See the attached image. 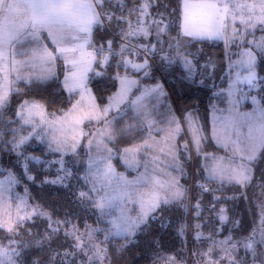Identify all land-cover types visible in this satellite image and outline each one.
<instances>
[{
    "label": "snow or ice",
    "instance_id": "snow-or-ice-1",
    "mask_svg": "<svg viewBox=\"0 0 264 264\" xmlns=\"http://www.w3.org/2000/svg\"><path fill=\"white\" fill-rule=\"evenodd\" d=\"M153 7L157 9L155 13L150 11ZM160 7L159 0H137L131 8L125 7L124 0H116L115 7L113 0H0V123H8L3 120V112L7 111L11 94L20 93V89L13 86L20 80L31 84L55 77V62L59 59H62L66 66L64 87L69 92L80 90L83 93L87 90L85 83L87 74L94 71L92 67L94 62L100 63L97 54L102 57L104 63H108L109 56L116 54L112 40L99 45L93 52L87 51V48L92 47L91 36L95 26L106 29L115 24L121 40L126 42L121 44L119 51L121 56L119 63L124 64L125 67L131 63L134 69L144 70L145 75H148V70L153 68L156 56L160 58L156 70H166L173 63L182 61L183 67L187 69L185 81L196 76L195 70L199 67L197 54L188 50V44L191 41L223 39L226 45L230 44L240 50V63L246 65V74L242 76L237 74V83L242 82L249 89L256 87L257 56L264 58V0H180L177 8L171 12L166 5L163 6L164 11H159ZM172 16L176 17L175 22L179 26L176 37L169 34L172 21L168 18ZM257 32L261 33L259 38L256 36ZM149 36H154L155 44L151 41L140 44L131 42L134 37L147 39ZM180 37L185 39L181 40ZM49 40L54 45L53 48H49L45 43ZM162 44H167L169 50H166ZM24 45H31V47L19 51L18 49ZM256 49L259 51L257 52ZM106 50L108 55H104ZM125 52L129 55L135 53L142 58L143 62L125 60ZM18 55L24 59L17 60ZM26 68L30 71L24 75ZM96 74L100 75V73ZM134 83L136 81L128 80L127 77L121 78L124 92ZM149 91L165 95L163 85L160 83ZM238 91L239 97L235 100L231 99L234 95L231 88L227 93L230 98L229 115L215 116V112L222 110L213 105L211 137L204 135V126L191 111H186L182 117L173 115L166 121V128H157V135L164 133L159 140L151 135L155 123H148V138L132 148L123 150L124 162L129 166L135 165L139 168L140 161L136 157L141 154L144 156L145 170L133 180H127L115 173L111 162L112 149L102 143L105 139L111 142L112 133L106 132L101 137V141L97 142L99 159L90 158L89 161L86 179L91 181L92 187L88 191L78 190L72 195L78 203L85 206L91 205L99 210L101 215H111V209L128 202L138 204L139 210L137 211L136 207L132 208V211L137 213L133 217L125 215L124 208L120 207V215L113 217L109 221L111 227L104 230L89 229L86 225L83 233H80L75 226L72 231H64V235L72 236L75 242L73 251H66L64 255L67 257L80 253L84 257L82 264H103L105 260L110 261L107 245L111 236L123 235L126 243H131L138 232L150 230L154 222H158L161 229L166 228L168 217L165 213L169 212L174 205L182 204L188 191L180 184V178L172 175L167 169L178 170L182 176L184 169L180 163L181 157L191 159L193 151L197 156H203L205 161L211 160L210 165L208 163L203 165V171L207 173L205 179L208 182L216 180L221 186L227 183L247 189L254 183L256 174L259 172L262 182L259 185L261 198L258 200V207L261 225H264V104L261 103L264 101V96H261V100L251 96L252 103L256 107L251 112H239L236 111L237 105L250 93ZM75 108L76 105H73V109ZM95 108L96 106H93L92 110L74 116V125L79 126L85 120L99 121L101 116L104 117L105 124L112 123L107 119L109 108L106 107L99 113L95 111ZM16 115L24 124L32 125L33 133L36 128H41V133L50 131L52 135L49 148L52 151L61 152L66 147L75 151V137L69 144L63 132L60 136L56 135L57 131H60L68 122L69 113H65L62 117H55L54 114H46L43 105L23 100ZM47 115H53V119H47ZM43 125L48 127L45 129ZM57 125L60 127L58 128ZM127 130L131 131L132 126H128ZM11 131L13 132V148H19L28 137L17 139L16 129ZM184 134L188 136V139L183 140L181 144L178 138H182ZM208 139L215 140L225 150V155L218 156L215 153L205 152L203 144ZM53 144L55 147L52 146ZM60 164V171L64 174L58 175L55 180L44 181L45 183H63L68 176L72 175L67 170L63 159L60 160ZM149 165L152 166V175H149ZM25 167L28 171L27 166ZM28 179L33 177L29 176ZM8 182L9 184L16 182L11 173ZM98 182L110 188L111 191H105V194L101 196L99 193L104 191V187L97 189ZM4 184L5 181H0V231L6 233L8 244L5 245L0 241V264H20L21 252L13 245L19 243L14 237L20 234L23 224L36 216L47 215L48 228L43 234H36L39 239L35 243L41 247L47 244L51 248L53 240L58 239V233L63 230L60 225L66 228L70 221L57 219L53 222L51 214L38 211L40 205L30 206L26 200L19 197L13 216V205L5 198ZM198 186L201 194L209 191L205 183H199ZM240 195L247 198L246 191H242ZM213 199L218 200L219 197L214 196ZM200 205V199H197L193 205L197 209V217L200 215ZM218 215L222 223L227 221L226 209L221 208ZM186 227L182 225L179 231L184 232ZM195 227L199 229L200 225L197 224ZM100 231H103L105 235L104 239L97 243L95 235ZM201 235L202 233L197 231V239ZM85 236L87 240L84 239ZM208 239L211 243L206 250L193 253L198 257L195 264H223L225 259L228 264H264V228L253 229L252 233L241 241L233 242L231 236L217 241L211 234ZM120 247L123 249L125 245ZM217 248L224 253L219 259L215 258ZM240 249H243L244 256L238 254ZM157 260L161 261V264H182L175 255L157 257Z\"/></svg>",
    "mask_w": 264,
    "mask_h": 264
},
{
    "label": "trees",
    "instance_id": "trees-1",
    "mask_svg": "<svg viewBox=\"0 0 264 264\" xmlns=\"http://www.w3.org/2000/svg\"><path fill=\"white\" fill-rule=\"evenodd\" d=\"M179 2L180 0H159L161 5L159 11L162 9L164 11L163 6L166 5L168 11L171 12L177 8ZM113 5L115 7L116 3L113 2ZM119 14V11H117V15ZM168 19L172 21L169 34L171 36L175 33L178 34L179 26L175 22L176 17L172 16ZM109 39L108 34L99 31L98 26H95L92 33V45L103 44ZM135 42L137 43L136 38ZM151 42L156 43L155 38H152ZM162 46L169 50L167 44H162ZM188 50L196 53V59L199 61L197 75L192 77L191 80L185 81L186 70L181 62L173 63L166 70H156L160 63L159 56L155 57V63L152 70H148L150 73L146 80L151 82L159 79L163 83L164 100L158 101L159 104H155L153 108L157 105L159 108L166 107L167 103L165 101L170 99L172 106L175 105L180 112L189 110L201 118L205 134L208 136L210 131L209 117L213 105L222 111L227 109L228 103L225 92L227 80L226 77L221 78L223 76L221 73L227 65L226 50L223 42L217 39L191 41L188 44ZM132 55L136 54L132 53ZM98 59L100 63L94 62V71L90 72L88 83L92 87L99 104L105 103L108 96L116 89L115 74L117 71L122 70V72H125L127 70L129 75L134 76L143 72L125 68L121 63H116L114 56H109L108 63L104 65L101 63L99 54ZM256 69L258 80L253 92L261 100V96H264V58L257 56ZM96 73H100V75ZM62 75V72H58L53 78L31 84H28L27 81H18L15 88L20 89V93L13 92L11 94L7 111L3 112V120L8 121V123H0V176L11 172L15 177L16 189L27 192L35 205L41 206L38 209L39 211L51 214L53 222L57 219L61 221L68 219L70 221L66 228L64 225H60L63 230L58 233V239L53 240L51 248L47 244L41 247L35 243L39 239L36 234H43L48 228L49 219L47 215L36 216L23 224L20 234L14 237L19 243L13 245L21 252L20 264H82L84 260L82 254L77 253L74 256L67 257L64 255L66 251H73L75 243L72 236L66 237L64 235V231H72L73 226H75L80 233H83L86 225L89 229L99 228L104 230L109 228L108 221L96 209L91 205L85 206L75 200L72 193L77 191L73 178L58 184L44 182L55 180L59 174L56 162H53L54 164L50 166L47 165V161L49 162L50 159L56 157L55 153L48 152L47 148L38 144L35 138H31L21 145L19 150L13 148L14 141L11 129H16V136L30 129L29 126L23 125L16 115L23 100L38 101L51 113L61 111L70 105L69 96L62 83ZM261 103L264 104V101H261ZM251 106L252 103L246 100L241 103L240 108L249 109ZM166 110L164 108V112L159 113L160 118L167 115ZM137 117L142 119L138 115L133 116L130 112H124L115 118L116 138L113 145L123 147L136 141L134 138L129 137L130 133L124 131V128L123 131L120 130V127L134 121V119H138ZM125 119H128V121ZM13 120L18 122L12 123ZM203 147L205 150L215 149L220 151L221 149V147L211 142L204 143ZM31 154L40 156L42 159L40 161L29 160L27 156ZM115 163L119 169L124 168L117 160H115ZM184 165L186 175L182 178L188 189L186 196L190 197L192 204L197 199L201 200L199 217H194L195 208L193 206L190 212L187 211L184 214L176 204L169 212L165 213L168 217V226L164 229L160 228L158 222H154L150 230L138 232L132 238L131 243H126L124 236H111L107 245L110 261L105 260L103 264H156L161 263L157 260V257L181 255L179 251L187 248V241L190 242V247L193 245L194 218L206 220L201 228L208 235L231 236L234 241H241L244 237L250 235L253 229L264 228V225H261L260 209L258 207V200L261 198L259 185L262 182L259 172H257L256 179L251 186L247 189H241L234 184L225 183L221 186L216 180L206 181V176L198 163L195 152L191 159L185 160ZM25 166H27L28 171H26ZM29 176L33 179H28ZM199 183H205L209 191L201 194ZM242 191H246V199L240 195ZM214 196L219 197V199L214 200ZM221 208L226 209L228 217L227 221L223 223L218 215ZM184 218L188 225L183 237L179 229ZM237 221L238 224L235 223ZM55 226L53 223V227ZM104 235L103 231L96 233L95 241L97 243L102 241ZM258 238L259 232L257 233ZM84 239L87 240V236ZM0 241L4 244L8 242L4 231H0ZM121 245H125V247L121 249Z\"/></svg>",
    "mask_w": 264,
    "mask_h": 264
},
{
    "label": "rangeland",
    "instance_id": "rangeland-1",
    "mask_svg": "<svg viewBox=\"0 0 264 264\" xmlns=\"http://www.w3.org/2000/svg\"><path fill=\"white\" fill-rule=\"evenodd\" d=\"M113 2H116V0H113ZM45 35H46V33H45ZM260 35H261V33H259V32L256 33L257 38H259ZM176 36H177L176 33L174 35H172V37H176ZM91 39H92V36H91ZM180 39L184 40L185 38L180 37ZM249 39H251V37H249ZM217 40H221L223 42L225 50H226L227 65L224 68L223 72L221 73V75H223V76H221V78L226 77V80H227L226 90H225L226 95H227L230 88L232 89V91L234 93V95L231 97V99H234V100L239 97V91L238 90H242L244 93H250V95H248L247 98L240 100V103L236 107V111L251 112L253 110V108L256 107V105H253V103H252L251 96L257 97V95L255 94V92H253L254 87L249 89L244 83H242V82L237 83V74H240L241 76L246 74V65H242L240 63V60H241L240 50L231 46L230 44L226 45V43L223 39H217ZM149 41H151L150 36L147 39L140 37V41H138L137 43L138 44L148 43ZM45 43L48 44L49 48L54 47V45L51 44L50 40L45 41ZM29 47H31V45H24L23 47H20L18 50L24 51L26 48H29ZM87 51H89V52L95 51V46L92 45V47L87 48ZM256 51H259V49H256ZM126 55H129V54H126ZM126 55H124V59H125ZM133 56H134V58H137L135 61L136 63H142L143 62V60L140 56L132 55V57ZM126 57H129V56H126ZM97 58H98V54H97ZM16 59L20 60V59H24V57L18 55L16 57ZM127 59H129V58H126L125 60H127ZM101 63H102V65L105 64L103 62L102 57H101ZM181 63L183 65L182 61H181ZM130 66L132 67V64ZM92 67L94 69V63L92 65ZM125 68H127V67H125ZM54 70H55L56 74L58 72H62V74H63L62 75V83H63L64 77L66 75V66H65L64 61L62 59H59L55 62ZM131 70H136V69L133 68ZM151 70L152 69H150V71ZM185 70L187 72L186 68H185ZM198 70H199V68H198ZM29 71L30 70L26 68V69H24L23 74L27 75ZM141 71H143V72L141 74L136 75V76L129 75L127 73V70L125 72H122V70L117 71V73L115 74L116 81H117V87L108 96L107 101L103 104H99L97 102L94 91L88 83V78H89L91 71L88 72V74H87L88 78L85 82L87 90L84 91L83 93H81L80 90H77L75 92H69V90L64 87L67 95L69 96L70 105L67 108H65L61 111H58V112H52L51 113V112H48L46 110V114H54L55 117H62L65 113H69L68 122L63 125V128L60 131H57L56 135L60 136L61 132H63V134L67 137L69 144L72 142V138L75 137V142H76L75 151H72L68 147H66L61 152L52 151L49 148V142H50L52 133L50 131L41 133V128H36L35 133H33L32 125L24 124L22 120H21V123L23 125L29 126L30 129L28 131H26L25 133L18 134L16 136L17 139H19L20 137H28L25 141V143H26L31 138H35L38 144L43 145L47 148L48 152L56 154L55 158L50 159L49 162L47 161V165L50 166V165L54 164L53 162H56L57 163L56 167H57V169H59L58 175H63L64 174L63 171H60V169H61L60 160L63 159L67 170L72 173V175L68 176L65 180L73 178L74 182H75L76 191H78V190L88 191L92 187L91 181L86 179V175H87L88 170H89L90 158H92L93 160L99 159V155L97 153V142L101 141V137L106 132L110 131L112 133L111 142H109L108 140L105 139L102 141V143L104 145H106L109 149H112L113 155L111 157V162L114 166L115 173L122 175L127 180H133L135 177H137L140 173H143L145 170L143 167L144 156H143V154H141V155H138L136 157V159L140 161V167L139 168H137L135 165L129 166L128 164H126L124 162L123 150L125 148H132V147L140 144L143 139L148 138V136H149V131L147 129L148 123H152V122L155 123V128H153V130L151 131V135L153 137H155V139L159 140L164 135V133L161 132V133H159V135H157V132H156L157 128H166L167 127L166 121L168 119H170L173 115L177 116V117H182L185 115L186 111H189V110H182L180 112L175 105L172 106L170 99H167V101H165L167 103L166 107L159 108V106L157 105L155 108H153V106L155 104H158V101H161L164 99H163V95H159L156 92H151V91H149V89L155 87L157 85V83H160L162 85H163V83L159 79L158 80L155 79V81L148 82L146 80L147 79L146 77L149 74L145 75V71L144 70H141ZM195 71L197 72V69ZM255 71L257 73V80H258V72H257L256 66H255ZM123 77H127V79L131 80V81H136V83L131 84L128 87V90L126 92H124L122 90V86H121V78H123ZM257 80H256V82H257ZM20 81H25V80H20ZM152 83H154V84H152ZM63 86H64V83H63ZM13 87L15 88V85ZM229 99L230 98L227 95V103H228ZM246 100H249L252 103V106L249 109H241L240 108L241 103H243ZM257 100H259L258 97H257ZM28 101H34V100H28ZM34 102L39 103L38 101H34ZM39 104H41V103H39ZM73 105H76L75 109H73ZM93 106H96L95 111L97 113L101 112V110L106 108V107L109 108V111L107 114V119L109 121H112V123L111 124H105L103 122L104 117L101 116L99 121L96 119L91 120V122H89L88 120H85L84 123L79 125V126L74 125L73 117L77 116V115H81L84 112H88V111L92 110ZM164 108L167 109L166 110L167 115L166 116L163 115L164 118H160L159 113L164 112ZM226 108L227 109L225 111L215 112V116L220 117V116L229 115V112H228V109L230 108L229 103L227 104ZM124 112H130L133 116L138 115V116L142 117V119H139L137 117L138 119H136V120L134 119V121H131L130 123H126L125 126L120 127V130H122L124 128L125 129L124 131H127L130 133L129 137L134 138L136 141L130 145H127V146L116 147L115 145H113V142L115 141V138H116L115 128H114L115 127V120H113V117L116 118ZM213 115H214V113H213V109H212L210 112V117H209L210 131H209L208 137H211V133H212ZM47 119H49V120L53 119V115H47ZM125 120L128 121V119H125ZM198 120H199V123L203 125L202 119L198 117ZM37 122H39L38 118H37ZM128 126H132L131 131L127 130ZM43 127L46 129L48 126L43 125ZM57 127L59 128L60 126L57 125ZM30 133L32 135H30ZM204 135H206L205 132H204ZM178 139H179V143L182 144L183 140L188 139V136L186 134H184L182 136V138H178ZM207 142L208 143L211 142V143H214L216 146H219L215 142V140L208 139L204 143L207 144ZM52 146L55 147L54 144ZM203 146H204V144H203ZM219 147H221V146H219ZM17 150H19V148H17ZM181 151H183V149H181ZM204 151L209 152V153H215L218 156L225 155V150L222 147H221L220 151L215 150V149H208V150L204 149ZM193 153H194V151L192 152V155H193ZM195 156H196L198 163L202 169H203V165L205 163H208L209 165L211 164V160L205 161L203 156H197L196 154H195ZM27 157L29 160L32 159V160L40 161L42 159V157L35 156L33 154L28 155ZM161 159H163V157ZM115 160H117L124 168L119 169L115 163ZM185 160H187V159H185L182 156L181 161H180V163L182 164L183 169H184L182 176L180 175V172L178 170L174 171L172 168H168L167 171L171 172L172 175L179 177L180 178V184L187 187L186 182L182 178L186 175V168L184 165ZM161 166H163V165H161ZM151 167L152 166L149 165V175L153 174L151 172ZM129 172H131V174H129ZM203 172H204V175L207 176V173L205 171H203ZM10 173L11 172H7L6 174L1 175L0 181H5V184H4V187L6 189L5 198H6L8 203H11L13 205L12 214L14 216L15 215V204L19 203V200L17 199L18 197L26 200L30 206H35V203L33 202V200L31 199V197L29 196V194L27 192L19 191L16 189V187H15L16 182L9 184L8 181H9ZM11 175L13 176L12 173H11ZM102 187H104V186H102L99 182L96 184L97 189H100ZM105 191H111V189L108 187H104V191H101L99 194L101 196H103L105 194ZM93 195H95V193H93ZM9 197L11 199H8ZM195 203L192 204L190 197L185 196L182 204H177V205L183 211V213L186 214L187 211L190 212V209L192 208L193 205H195ZM120 207L124 208L125 215H131L133 217H135V215L137 213H136V211H132V208L136 207L137 211L139 210L138 204L134 205L132 202H128L126 204L121 203L120 206L110 210L112 213L111 215H108V214L103 215V217L108 221L109 227H111L109 221L111 219H113V217L120 215ZM97 211L100 213L99 210H97ZM196 213H197V209H195L194 217L197 216ZM21 214H23V213H21ZM204 223H206L205 219L202 220V219L194 218V226L192 229V237L194 239V241L192 243L193 245H192V247H190V242L187 241V248H183L179 251V253H181V255H176L177 259L182 261V264H195L198 257L193 255V253L206 250L208 248L209 244L211 243V241L208 239V237H209L208 233L204 232L203 229L201 228V226ZM197 224L200 225L199 229H196V227H195ZM182 225H186V226L188 225L185 218L181 221V226ZM181 226H180V228H181ZM197 231L202 233V235L199 239H197ZM180 233L184 237L186 230L184 232H180ZM113 236H123V235H113ZM214 238H215V240L219 241V240H223L225 237L214 236ZM188 240H189V238H188ZM233 242H235V241L233 240ZM7 244H8V242L5 243V245H7ZM238 254L240 256H244L243 249H240ZM223 255H224V253L221 252L219 250V248H217L216 253H215V258L219 259ZM156 264H161V263H156ZM223 264H228V261L225 259L223 261Z\"/></svg>",
    "mask_w": 264,
    "mask_h": 264
},
{
    "label": "built area",
    "instance_id": "built-area-1",
    "mask_svg": "<svg viewBox=\"0 0 264 264\" xmlns=\"http://www.w3.org/2000/svg\"><path fill=\"white\" fill-rule=\"evenodd\" d=\"M136 3V0H124V5L126 8H131L133 6V4ZM98 29L99 31L103 32V33H106L109 35L110 39L109 40H112L113 41V45H114V51H115V59H116V63H119L121 61V56L119 55V51H120V47H121V44L122 43H126L124 41L121 40V37L119 35V31L118 29L115 27V24L111 25V26H108L106 29H102L98 26ZM133 44H137L135 42V37L132 38V41H131ZM99 45L101 44H97L95 46V49L96 47H98ZM127 52L124 53V55H126ZM135 54V53H133ZM104 55H108V52L107 50L105 51Z\"/></svg>",
    "mask_w": 264,
    "mask_h": 264
},
{
    "label": "crops",
    "instance_id": "crops-1",
    "mask_svg": "<svg viewBox=\"0 0 264 264\" xmlns=\"http://www.w3.org/2000/svg\"><path fill=\"white\" fill-rule=\"evenodd\" d=\"M114 3H116V2H114ZM162 10H163V9H162ZM162 10H161V11H162ZM150 11L153 12V13H155V12H156V8L153 7L152 9H150ZM94 28H95V27H94ZM94 28H93V29H94ZM135 38H136V37H135ZM150 38L152 39V38H154V36H150ZM91 40H92V39H91ZM136 40H137V42L140 41V37H139V38H136ZM213 40H214V39H213ZM215 40H216V39H215ZM126 56H129V57H126ZM126 56H125V59H126V58H129V59H127V60H130V61H133V62H135L136 59H137V58H134V56L132 57L131 55H126ZM122 65H124V64H122ZM130 65H131V63H129V64L127 65V68L133 69V67H131ZM158 104H159V103H158Z\"/></svg>",
    "mask_w": 264,
    "mask_h": 264
},
{
    "label": "water",
    "instance_id": "water-1",
    "mask_svg": "<svg viewBox=\"0 0 264 264\" xmlns=\"http://www.w3.org/2000/svg\"><path fill=\"white\" fill-rule=\"evenodd\" d=\"M153 44H155V43H153Z\"/></svg>",
    "mask_w": 264,
    "mask_h": 264
}]
</instances>
